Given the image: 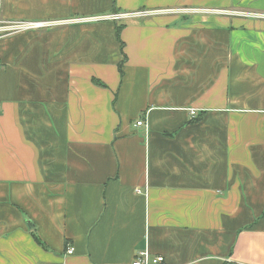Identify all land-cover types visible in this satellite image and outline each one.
Returning <instances> with one entry per match:
<instances>
[{"label": "crops", "instance_id": "obj_1", "mask_svg": "<svg viewBox=\"0 0 264 264\" xmlns=\"http://www.w3.org/2000/svg\"><path fill=\"white\" fill-rule=\"evenodd\" d=\"M1 1L0 264H264V0Z\"/></svg>", "mask_w": 264, "mask_h": 264}, {"label": "built area", "instance_id": "obj_2", "mask_svg": "<svg viewBox=\"0 0 264 264\" xmlns=\"http://www.w3.org/2000/svg\"><path fill=\"white\" fill-rule=\"evenodd\" d=\"M2 7V1L0 0V11ZM153 12H146L141 11L137 12L135 14H132L133 16H137L139 18H144L147 16L152 15ZM129 15H122V14H113L111 16H108V19L118 21L125 17H128ZM51 23L48 22H13V21H5L0 19V39L6 38L13 34H19L28 32L31 30H38L43 29L46 27H49ZM3 66L0 63V71H2ZM190 114L193 116L195 115L194 111H191ZM136 127L145 126V124L142 121H138L135 124ZM67 253L70 255L73 253V249H69ZM131 264H164V259L161 256H153L149 254L147 251L140 252L136 255L134 260Z\"/></svg>", "mask_w": 264, "mask_h": 264}, {"label": "trees", "instance_id": "obj_3", "mask_svg": "<svg viewBox=\"0 0 264 264\" xmlns=\"http://www.w3.org/2000/svg\"><path fill=\"white\" fill-rule=\"evenodd\" d=\"M113 12H114V14H118V13L116 12V10H114ZM121 29H122L121 26H117V27H116V38H117L118 41H120V39H119V34H120ZM120 43H121V42H120ZM122 45H123V44L121 43V45H120L121 48H122ZM121 64H122V63H121ZM121 64H120V68H121Z\"/></svg>", "mask_w": 264, "mask_h": 264}]
</instances>
